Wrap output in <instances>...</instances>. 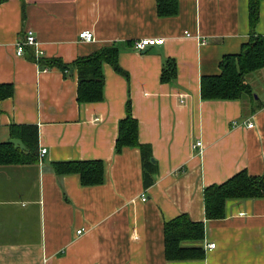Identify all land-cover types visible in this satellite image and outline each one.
I'll list each match as a JSON object with an SVG mask.
<instances>
[{"label": "crops", "instance_id": "obj_1", "mask_svg": "<svg viewBox=\"0 0 264 264\" xmlns=\"http://www.w3.org/2000/svg\"><path fill=\"white\" fill-rule=\"evenodd\" d=\"M157 1L0 0V85L13 88L0 100V143L13 139L11 126L37 131L35 157L0 166V264H264V198L227 201L218 220L206 219L203 200L240 171L264 177V69L245 76L251 95L200 96L223 56L264 37V0L253 29L251 0H177L170 17L158 16ZM27 30L38 46L17 56ZM85 30L91 42L78 39ZM146 38L163 43L137 52ZM108 48L120 72L103 64L96 103L78 104L76 70L38 63L70 65ZM170 63L175 76L163 83ZM127 102L142 149L116 153ZM86 161L103 163L102 184L54 170ZM182 215L204 226L200 241L182 244L202 259L165 257L164 225Z\"/></svg>", "mask_w": 264, "mask_h": 264}, {"label": "trees", "instance_id": "obj_2", "mask_svg": "<svg viewBox=\"0 0 264 264\" xmlns=\"http://www.w3.org/2000/svg\"><path fill=\"white\" fill-rule=\"evenodd\" d=\"M258 0L250 1L249 23L254 28L258 19ZM177 13V0H158L159 17H170ZM118 50L108 48L90 56L76 59L72 64H63L60 60H38L41 67L57 68L63 73L70 69L77 74L78 104L96 103L103 99V64H109L114 71L120 72L117 63ZM168 71H167V69ZM163 71L161 82L165 83L175 76V64L170 63ZM264 69V37L252 35L248 43L242 46L240 53L225 55L219 63L220 74L204 76L200 83V96L204 101H235L244 95H251V89L245 82V76L256 70ZM169 72V75H166ZM11 85H0V100L11 97ZM12 138L22 141L25 151L14 148L9 142L0 143V166L21 163L26 153L30 158L36 156L37 131L35 128L11 126ZM142 149L137 139V122L132 118L130 103L126 104V117L118 123V135L115 151L123 148ZM54 170L58 175L74 174L79 177L82 186H95L103 182L104 166L101 161L57 163ZM264 198V177L249 176L240 171L220 185H211L204 189V212L207 220H218L225 216V205L230 200H250ZM204 226L191 222L182 215L164 225L165 257L168 261L198 260L203 253L198 247H183L184 242H198L202 239Z\"/></svg>", "mask_w": 264, "mask_h": 264}, {"label": "built area", "instance_id": "obj_3", "mask_svg": "<svg viewBox=\"0 0 264 264\" xmlns=\"http://www.w3.org/2000/svg\"><path fill=\"white\" fill-rule=\"evenodd\" d=\"M93 33L89 30H85L82 31L78 34V39L80 41H84V42H91L93 40ZM163 43V39H140L138 41H136L134 43V48L137 52H142L144 51L147 47L149 46H153V45H160ZM38 46V42L34 36V33L31 30H27L25 33V37L24 40H22L21 42L17 43V48H16V55L17 56H21L23 54V47H32V48H37ZM37 53H40L38 51H36ZM248 128L252 127V124H248L247 125ZM196 147H200V142H197ZM46 153L45 149H41L39 152V159L42 160L44 155ZM77 234H80L81 231H77ZM215 244L210 243L208 245L209 249L214 248Z\"/></svg>", "mask_w": 264, "mask_h": 264}, {"label": "water", "instance_id": "obj_4", "mask_svg": "<svg viewBox=\"0 0 264 264\" xmlns=\"http://www.w3.org/2000/svg\"><path fill=\"white\" fill-rule=\"evenodd\" d=\"M9 143L16 149H19L21 151H25V147L22 144V142L18 139H10Z\"/></svg>", "mask_w": 264, "mask_h": 264}]
</instances>
